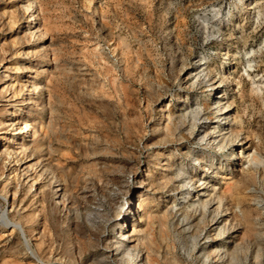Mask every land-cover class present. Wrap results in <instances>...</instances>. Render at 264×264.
<instances>
[{"label":"rangeland","instance_id":"obj_1","mask_svg":"<svg viewBox=\"0 0 264 264\" xmlns=\"http://www.w3.org/2000/svg\"><path fill=\"white\" fill-rule=\"evenodd\" d=\"M4 70L0 264H120L114 221L127 202L141 264H220L212 244L237 247L225 264H253L264 233L253 237L233 198L264 197L236 181L255 173L241 151L264 158V0H0ZM217 93L237 139L221 151L204 141L219 143ZM227 205L233 228L217 234Z\"/></svg>","mask_w":264,"mask_h":264},{"label":"bare ground","instance_id":"obj_2","mask_svg":"<svg viewBox=\"0 0 264 264\" xmlns=\"http://www.w3.org/2000/svg\"><path fill=\"white\" fill-rule=\"evenodd\" d=\"M27 1H29V0H27ZM25 11H26V19H27L26 21H27V23L28 24H29V22L30 23H34L36 18L34 19V17H33V12H32V9L30 7L29 2H28V4H26ZM30 36H31L32 40H35L37 38V37H35V32H33L32 35H30ZM22 70H23V72L29 71V70H26L25 68H23ZM0 82H2L4 84L8 83V79L6 77L5 70L3 72L0 71ZM28 82H29V84L31 83V85L35 87V84H33L32 81L29 80ZM29 84L27 85L25 93H24V97L25 98L23 100H25V102L22 103V104L31 103L30 99L32 98V95H31L32 92H31V89L29 88L30 87ZM210 85H209V87H211ZM224 99H225V96L222 93H217L215 95L214 101L212 100L213 101L212 113H213V115H215L216 125H214V130L210 134L218 135L219 136V143L215 142V139H214L213 136H210V137L204 139V141L206 140V142H207V144L209 146L215 147L218 151H221V150L225 149L226 141H228V143H229L230 140H232L233 142L237 141V139L234 137V135L232 134V131H231V123L232 122L229 121V118H230V113L228 112L229 105L228 104L227 105H222V102H223ZM237 122L240 124L242 121H241V119H239ZM26 124H27L26 122L25 123L19 122L18 119L12 121V125H17L16 127L13 128V129L17 130V132H16L17 134H22L23 132H27L26 131V129H27L26 128V126H27ZM217 124H219L222 127L221 128V131L223 130L222 133H220ZM204 136H206V135H204ZM18 139H19V137H18ZM21 147H22V145H19V148H21ZM241 148H242V146H241ZM225 151H227V150H225ZM233 152H234V150H233ZM233 152L232 153L225 152L224 156H229V157H231L233 159V158H235V155H231V154H233ZM241 157L243 159L245 157V160H243V161L247 164V167L249 169L253 168L255 173L253 174V176L250 177V183H249L248 179H244V180L240 179V180H236V181L237 182L238 181L239 182L243 181L247 185H251V184L253 185V183L256 182V183H258L256 185L264 186V166H262L261 169L259 168L260 171L258 170L259 164H261V163L263 164V162H264L263 161V159H264L263 156L260 153L255 152L253 150V153H249L248 151L247 152L241 151ZM215 159H216L215 155L211 154L210 156H206L204 158V161H205L206 164L211 165V163ZM219 168L220 169L218 170V172L223 169V165L219 164ZM256 171L258 172V176L255 175ZM218 172L217 171L215 172V177H217ZM201 179H203V178H200V182H199V187L200 188H199V190H204V192H205L206 185H207L206 183L207 182L204 181V180H201ZM49 185H51V187H52L53 194H55V195L57 194L56 197L62 199L61 198L62 194L59 193L60 189L57 187V185L55 184L54 180H51ZM253 186H255V185H253ZM253 186L252 187L249 186V187H251L253 189ZM30 188H31V186H30ZM255 188L256 187H254V189ZM192 189H194V187H192ZM249 191H251V190H249ZM260 191H262V190L260 189ZM210 192L214 193L215 196H216V199H217V202L215 201L216 203H215L214 207L210 210V213L212 215L209 213L211 215V218H210V221L212 223L211 225H216L217 224L216 218L222 212V205H221L222 197L216 193L215 188L214 189H210V191L207 192V195ZM262 192L264 194V190ZM260 194H261V192H260ZM261 196L262 195H259V194H257V196L253 195V197L249 201L251 202L253 200V198H255V199L258 198L259 199L257 202L261 203V206L259 208H257V207L256 208L259 209V213L261 214V216L264 219V197H261ZM198 202H199V204H201V206H203V210H208V209H206V207L210 203V201H202V200H200ZM250 202L243 201L239 197H234L233 198V204H234V207L236 208L237 217L239 216L240 217L239 220L241 222H243L244 224H246L247 228L250 230V232H252L253 237H256V238L258 237L257 240H260L261 238L259 237V235L262 236L263 233H264V222L262 221V218L254 215L255 210L250 206V204H249ZM131 210L132 209H131L129 203L127 202L126 206H125V209L121 210L120 216L118 218H116V220L114 221L117 224V229H116V232H115V242H114L115 245L114 246H115V250L118 251L114 256H115V258L118 259L120 264H141L140 258H139L140 255H139V250L137 248V244H135L132 247H128V245H130L129 243L131 241H133L131 239V235L134 234V232L136 231V229L133 227V225L134 226L138 225V221L134 222V218L132 216L133 212ZM207 212H209V211H207ZM224 213H225V214H223L224 223L222 225H220V227L217 229V234H221V235L223 233L227 232V230L232 229L233 228V224H234V223H231V220H230L229 223H227V221L230 219V216L228 215V205H227V208H226V212H224ZM204 214L205 213L201 214V219L204 216ZM194 215H196V214H194ZM227 224H230V226H228ZM16 226H18L16 223H13L11 225V227H13V228H17ZM129 229H131V230L129 231ZM263 239L264 238H262V240ZM236 251H237V247H234V246L229 249L227 247V245H221V244L220 245L219 244L214 245V244H212L211 251H210L209 255L213 254V256L218 257L220 260H222V262L218 261V263L225 264V262L228 260V258L229 257H233V255H234V253ZM262 256H264V248L262 247V244L257 243V248L253 251V264H261L262 260H264V258L262 259Z\"/></svg>","mask_w":264,"mask_h":264}]
</instances>
